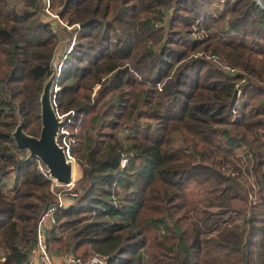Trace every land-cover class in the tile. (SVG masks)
Segmentation results:
<instances>
[{
  "label": "trees",
  "instance_id": "trees-1",
  "mask_svg": "<svg viewBox=\"0 0 264 264\" xmlns=\"http://www.w3.org/2000/svg\"><path fill=\"white\" fill-rule=\"evenodd\" d=\"M220 1L0 0V175L19 182L0 194V264H32L57 204L13 132L39 136L59 49L51 97L81 193L53 211L49 253L264 264V11Z\"/></svg>",
  "mask_w": 264,
  "mask_h": 264
},
{
  "label": "water",
  "instance_id": "water-1",
  "mask_svg": "<svg viewBox=\"0 0 264 264\" xmlns=\"http://www.w3.org/2000/svg\"><path fill=\"white\" fill-rule=\"evenodd\" d=\"M58 77L59 72L57 68H54L43 87L40 99L41 129L39 136L27 135L22 130L23 123H20L13 132V138L19 148L28 151V158H38L40 160L54 183L65 185L73 180L75 161L67 156L64 148L58 142L60 127L63 125L64 120L58 119L51 97L54 94Z\"/></svg>",
  "mask_w": 264,
  "mask_h": 264
},
{
  "label": "built area",
  "instance_id": "built-area-1",
  "mask_svg": "<svg viewBox=\"0 0 264 264\" xmlns=\"http://www.w3.org/2000/svg\"><path fill=\"white\" fill-rule=\"evenodd\" d=\"M253 3L260 9L264 11V0H253ZM226 71L231 73H235L236 70L225 68ZM58 87L54 88V93H56ZM57 113V111H56ZM65 115H60L57 113L58 119H63L64 123L60 127V137L58 139L59 144L64 148L68 157L73 159L70 155V139L68 138V131L65 129ZM75 161V160H74ZM126 163V158H122L121 165L124 166ZM38 169L44 171L46 168L43 164L38 165ZM51 190L57 198V204L47 208L42 215L40 216L38 223H37V230H36V244L31 250V262L32 264H57L53 261L51 254L49 253L46 243H45V226L48 222H54L52 213L56 207H65V198L71 199L72 197H77L81 193L80 184H74V179L65 185H58L54 182L51 184ZM67 262L71 264H83L80 258L74 257L72 255H67ZM106 258L100 256L98 254H94L87 263L85 264H105Z\"/></svg>",
  "mask_w": 264,
  "mask_h": 264
},
{
  "label": "rangeland",
  "instance_id": "rangeland-1",
  "mask_svg": "<svg viewBox=\"0 0 264 264\" xmlns=\"http://www.w3.org/2000/svg\"><path fill=\"white\" fill-rule=\"evenodd\" d=\"M14 2H15V4H17L18 6H20L21 5V3L23 2V1H25V0H13ZM224 0H221L220 2L222 3ZM215 6V8H217V9H219V10H221L222 9V6L220 5V3H217V2H214L213 3V6L212 7H214ZM256 6V5H255ZM44 10L48 13V10H47V4H46V6H45V8H44ZM211 11H212V9H210ZM49 15L50 16H48L47 18H45L46 19V21H48V22H50V24H51V26L53 27V28H55L56 27V21L55 20H57L56 19V16H54V15H52V14H50L49 13ZM212 16L213 17H215L216 16V13L215 12H213L212 13ZM216 18V17H215ZM58 22H59V20H58ZM61 25H64V24H62L61 22H59ZM62 55V51H61V49H59L57 52H56V58H55V60H54V64H57V71L59 72V66H60V63H58V61H57V58H60V56ZM213 63H216V60H213L212 61ZM9 174V173H8ZM10 175H11V173H10ZM1 177V176H0ZM3 178H5V180H4V183L6 184L8 181H10L11 183H12V185H11V187L9 188L10 190H12L14 187H15V184H14V178H11L10 176H8V175H5V177H3ZM77 182H78V172H77V170L75 169V173H74V184H77ZM194 187H190V189H194V191H195V194H194V196L197 198V197H199V191H198V186L197 185H194V184H192Z\"/></svg>",
  "mask_w": 264,
  "mask_h": 264
},
{
  "label": "crops",
  "instance_id": "crops-1",
  "mask_svg": "<svg viewBox=\"0 0 264 264\" xmlns=\"http://www.w3.org/2000/svg\"><path fill=\"white\" fill-rule=\"evenodd\" d=\"M10 173L11 172H9V174L7 173V174H4V175H0L1 176L0 177V194H2V195L10 196V195L13 194L14 189L19 187V182L15 181L14 175L12 173L10 175ZM5 175H8L11 178H14L13 180H14L15 187L12 190L9 189L11 187V185H12V183L10 181H8L6 184L4 183L5 178H3V177H5ZM64 202H65L64 205L68 206L70 204V202H71V199L65 198ZM49 224H50V222H48L46 224L45 229L47 228V226ZM50 254H51V257H52L53 261L56 262L57 264H71V263L67 262V259H66L67 255L52 254V253H50Z\"/></svg>",
  "mask_w": 264,
  "mask_h": 264
},
{
  "label": "bare ground",
  "instance_id": "bare-ground-1",
  "mask_svg": "<svg viewBox=\"0 0 264 264\" xmlns=\"http://www.w3.org/2000/svg\"><path fill=\"white\" fill-rule=\"evenodd\" d=\"M74 173H75V166L73 167V179H74Z\"/></svg>",
  "mask_w": 264,
  "mask_h": 264
}]
</instances>
